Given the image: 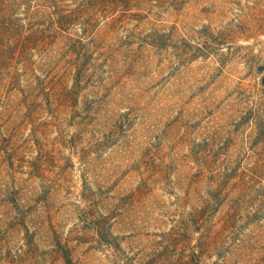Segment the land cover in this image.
I'll return each instance as SVG.
<instances>
[{
    "label": "rangeland",
    "instance_id": "374dc122",
    "mask_svg": "<svg viewBox=\"0 0 264 264\" xmlns=\"http://www.w3.org/2000/svg\"><path fill=\"white\" fill-rule=\"evenodd\" d=\"M1 1L0 264H64L57 241L72 264H180V210L215 193L181 176L189 150L264 162V0H114L125 12L99 17L91 47L67 24L81 0ZM253 197L210 263L264 264Z\"/></svg>",
    "mask_w": 264,
    "mask_h": 264
},
{
    "label": "trees",
    "instance_id": "16d2710c",
    "mask_svg": "<svg viewBox=\"0 0 264 264\" xmlns=\"http://www.w3.org/2000/svg\"><path fill=\"white\" fill-rule=\"evenodd\" d=\"M124 6H127L126 1L81 0L77 4V8L73 9L69 15L67 24H69V27L72 26V28L74 26V30L77 32L78 29L76 27L79 26L81 31H83V35L76 34L78 43H81L85 47H91L95 44L96 32L94 30L98 26L99 17L104 18L107 21V27L110 28L114 21H118L121 14L125 12V9L122 8ZM2 9V1L0 0V18ZM61 17H57V20L54 21V25L60 30L62 24ZM3 29L4 23L2 21L0 22V33H2ZM132 50L129 49V51ZM3 58V52L0 50V60ZM81 75V65H76L72 76L74 86L81 82ZM211 152V149L200 151V153L190 149L189 155L195 153L196 162L195 157L191 155L190 160L193 166L187 165V169L180 171L183 178L196 176L204 178L208 175L211 191L215 192L205 197H199L197 203H195L194 197L193 203L187 211L180 210V264H229L228 262L226 263L227 255L220 258L216 257L211 263L208 260L213 256L211 253L218 250L219 240L224 235V232L230 231L228 220L231 218L236 220L235 214H240L242 208L240 199L245 189L250 188V191L254 193V197L251 199H255L256 201L255 203L253 202L251 209L244 211L242 218L249 219V223L257 226L258 229L263 231L264 235V180L261 179L258 183L256 182V179L261 178L264 162H250L249 165L233 169L234 165L232 163L234 161L230 157H227L218 161L217 165L212 167L215 163ZM182 179H180V183ZM195 181L193 180L191 184H194ZM190 189H193V187ZM221 189H223V195L220 197ZM224 202L225 204H230V210L225 213L223 212L222 218L216 221L214 217L219 213V208ZM25 214L27 213L21 214L23 215L21 218L22 226L26 225ZM24 227L25 235L28 234V228ZM94 228L95 231L92 234L98 235V243H100L99 230L101 225L95 222ZM244 235L245 233H242V238L237 239L238 241L234 244L237 250H239L238 255H249L250 247H256L252 245L256 244L255 241L257 239L251 237V235H247V238L244 239ZM57 242L58 247L64 248V255H67L64 257V264H72L71 256H68L71 255V249L60 241ZM110 246L113 247L111 244ZM91 248L95 249V247ZM240 264H259V261H254V258H251L248 261H240Z\"/></svg>",
    "mask_w": 264,
    "mask_h": 264
}]
</instances>
